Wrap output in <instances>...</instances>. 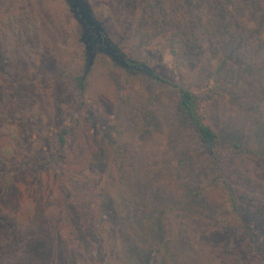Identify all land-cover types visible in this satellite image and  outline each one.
Masks as SVG:
<instances>
[{"label":"rangeland","instance_id":"rangeland-1","mask_svg":"<svg viewBox=\"0 0 264 264\" xmlns=\"http://www.w3.org/2000/svg\"><path fill=\"white\" fill-rule=\"evenodd\" d=\"M88 1L125 56L201 95L264 249V0ZM82 32L68 0L0 4V155L23 113L44 157L57 123L79 125L59 165L0 170L11 264H248L242 224L206 186L217 160L177 118L178 88L125 72L96 46L86 103L75 105L57 71H85L73 41Z\"/></svg>","mask_w":264,"mask_h":264},{"label":"trees","instance_id":"trees-1","mask_svg":"<svg viewBox=\"0 0 264 264\" xmlns=\"http://www.w3.org/2000/svg\"><path fill=\"white\" fill-rule=\"evenodd\" d=\"M3 1L5 0H0V4ZM22 12L26 16L31 14V11L28 10V8H23ZM73 41L75 46H81L80 55L84 62V67H86L85 71L80 72L78 71V68H67V66L62 65L57 72L60 79L67 86L68 94L74 97L75 105L80 107V105L86 103V96L89 88V72L93 70L92 66L94 65L95 58L93 59V63H90L91 60L86 44L82 41V34L80 36L75 35ZM96 46L103 47V44L97 42ZM119 53L125 57L128 65L118 63L114 59L112 60L125 72L132 75L138 74L139 72H146L152 80L164 83L170 87L178 88L177 118L180 124L191 130L197 136L199 141L211 152L215 160H217L219 171L215 177L209 180L206 186L211 190H217L219 193L226 196V203L232 212L233 217L238 219L242 224L243 231L247 235L248 243L247 248L242 252V255L243 257L244 255L246 256L245 260L247 263L264 264V249L259 240L252 235V231L248 230L247 226L243 223V206L241 199L236 190L229 187V180L225 178L224 169L227 165V160L229 159L230 154H219L218 152L219 147L222 145L220 131L216 125L206 121V117L203 114L201 95H198L182 83L174 82L162 74L154 72L149 65L144 63L143 60L127 57L121 51H119ZM22 116H24L23 121L27 129L31 121L26 113H23ZM25 126L24 128L22 125L21 128H18L14 126V124H8L5 126V130H7L13 141L2 148V154L0 155V170L9 169L14 163H19L20 166L25 167H31L34 165H43L45 167L57 166L60 164L61 156L70 154L75 136L79 131L78 124H69L66 122L57 123L56 138L50 143L49 150L47 151L48 156L44 157L38 153L39 147L35 149L34 146L29 143ZM232 148L242 150V146L238 141L232 145ZM253 152V150L250 151V153ZM240 162L249 163L250 160L241 158ZM8 182V178L0 179V188H7L9 185ZM6 245H8V247ZM17 253H19L18 249H15L10 242L4 244L0 243V264H11L15 260V255ZM248 259L250 260L248 261Z\"/></svg>","mask_w":264,"mask_h":264},{"label":"water","instance_id":"water-1","mask_svg":"<svg viewBox=\"0 0 264 264\" xmlns=\"http://www.w3.org/2000/svg\"><path fill=\"white\" fill-rule=\"evenodd\" d=\"M77 20L83 26L82 41L86 44L91 62L94 59V49L97 42L103 44L99 47L118 63L128 65L123 55L119 53L118 47L114 44L108 32L94 15L88 0H68Z\"/></svg>","mask_w":264,"mask_h":264}]
</instances>
